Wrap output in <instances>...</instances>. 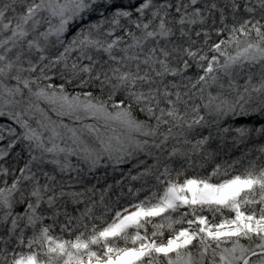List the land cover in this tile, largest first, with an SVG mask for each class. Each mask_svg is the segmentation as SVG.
<instances>
[{"label":"snow or ice","instance_id":"1","mask_svg":"<svg viewBox=\"0 0 264 264\" xmlns=\"http://www.w3.org/2000/svg\"><path fill=\"white\" fill-rule=\"evenodd\" d=\"M0 264H264V0H0Z\"/></svg>","mask_w":264,"mask_h":264}]
</instances>
